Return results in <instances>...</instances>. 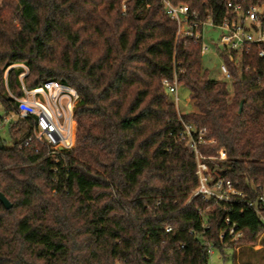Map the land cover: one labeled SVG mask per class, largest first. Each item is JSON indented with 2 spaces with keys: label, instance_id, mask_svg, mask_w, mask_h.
<instances>
[{
  "label": "trees",
  "instance_id": "trees-1",
  "mask_svg": "<svg viewBox=\"0 0 264 264\" xmlns=\"http://www.w3.org/2000/svg\"><path fill=\"white\" fill-rule=\"evenodd\" d=\"M161 1L0 0V106L15 109L4 79L14 64L28 68V89L57 80L80 95L74 150L60 164L23 146L27 122L9 125L10 147L0 139V193L12 205L0 203V264H209L210 248L252 247L264 234L249 206L263 207L264 57L254 47L231 62L224 52L232 82L209 79L201 46L177 39ZM171 2L216 21L225 13L224 0ZM21 72L7 73L16 96ZM175 77L190 113L163 84ZM185 125L215 139L203 156L228 154L208 165L241 194L230 204L192 197ZM226 219L237 243L221 238Z\"/></svg>",
  "mask_w": 264,
  "mask_h": 264
},
{
  "label": "built area",
  "instance_id": "built-area-1",
  "mask_svg": "<svg viewBox=\"0 0 264 264\" xmlns=\"http://www.w3.org/2000/svg\"><path fill=\"white\" fill-rule=\"evenodd\" d=\"M245 0H224L225 13L216 21L211 16L202 17L197 12H192L187 5H174L171 0H162L164 10L171 20L177 25V39L192 41L201 46L206 28L220 30L222 36L218 47L224 49L231 62H236L243 54L249 53L252 48H259V57H264V5L244 7ZM125 9V7H124ZM206 49V48H205ZM10 69H21L19 75L21 84V96L13 95L7 85V73ZM5 73V88L11 102L15 103V109L6 111L0 106V122L6 125H14L27 122L28 135L23 146L32 144L37 146L43 156L55 165L66 160L68 152L74 150V111L80 100L76 89L62 84L57 80H47L41 86L34 89L26 88L23 79L29 70L24 65L10 67ZM221 71L232 82L230 71L225 62L221 65ZM168 92L175 96L176 101L178 82L176 77L173 82L164 81ZM180 139L194 153L196 161V174L198 187L193 193V198L201 196L205 201L215 200L217 203L232 202V196H240L230 180L221 178L215 170H211L208 162L224 161L227 153L224 149L217 152L216 157H205L200 147L213 145L215 139L207 138L205 128L197 129L192 125H185ZM21 146L20 148H22ZM263 195L259 201L264 210V184L261 187ZM255 210L260 220L264 223V214L259 206L249 204ZM228 228L221 234V238H228L237 243L242 237L236 223L226 219ZM212 248L209 254H212Z\"/></svg>",
  "mask_w": 264,
  "mask_h": 264
},
{
  "label": "rangeland",
  "instance_id": "rangeland-1",
  "mask_svg": "<svg viewBox=\"0 0 264 264\" xmlns=\"http://www.w3.org/2000/svg\"><path fill=\"white\" fill-rule=\"evenodd\" d=\"M222 32L213 28H206L203 39V50L201 56L202 70L209 79L217 82L230 84V80L221 71V65L225 62L224 49L218 47ZM206 48V49H205ZM228 56V55H227ZM239 60V59H238ZM239 63L237 62V65ZM178 111L187 114L193 111L190 103V91L184 86H178L177 98L171 95ZM9 125L4 126L0 122V139L6 147L12 145L9 134ZM209 264H264V234L260 235L257 243L252 247L248 245L228 247L224 253L212 249Z\"/></svg>",
  "mask_w": 264,
  "mask_h": 264
},
{
  "label": "water",
  "instance_id": "water-1",
  "mask_svg": "<svg viewBox=\"0 0 264 264\" xmlns=\"http://www.w3.org/2000/svg\"><path fill=\"white\" fill-rule=\"evenodd\" d=\"M243 105V104H242ZM242 105L240 106V108L242 107ZM3 148L2 142L0 141V150ZM0 203L7 209H11L12 205L11 203L8 201V199L2 194L0 193Z\"/></svg>",
  "mask_w": 264,
  "mask_h": 264
}]
</instances>
